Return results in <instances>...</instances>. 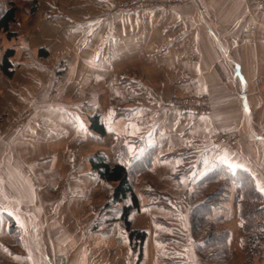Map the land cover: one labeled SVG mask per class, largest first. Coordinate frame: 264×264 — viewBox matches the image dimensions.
Returning <instances> with one entry per match:
<instances>
[{
	"label": "crops",
	"instance_id": "1",
	"mask_svg": "<svg viewBox=\"0 0 264 264\" xmlns=\"http://www.w3.org/2000/svg\"><path fill=\"white\" fill-rule=\"evenodd\" d=\"M128 1L0 0V13L11 3L18 9L11 37L0 32V65L14 51L12 77L0 68V264H56L57 257L63 264H161L170 240L159 238L165 229L156 223L172 219L165 200L184 207L185 227L171 229L187 241L179 264L187 246L204 247L188 230L189 200L198 195L204 203L217 189L224 191L210 218L225 220L218 232L229 234L226 264H247L238 195L250 181L264 207V12L256 14L252 42L243 38V0L114 10ZM200 96L212 104L210 115L171 107ZM92 116L105 135L90 129ZM219 131L237 134L239 145L218 143ZM98 153L134 173L138 208L130 222L145 234L141 259L121 221L123 204L113 201L116 185L92 169ZM258 246L253 264H264V238ZM198 264L212 263L198 255Z\"/></svg>",
	"mask_w": 264,
	"mask_h": 264
},
{
	"label": "trees",
	"instance_id": "2",
	"mask_svg": "<svg viewBox=\"0 0 264 264\" xmlns=\"http://www.w3.org/2000/svg\"><path fill=\"white\" fill-rule=\"evenodd\" d=\"M35 9L36 5L33 10ZM17 11V7L11 4L0 13V32L6 34L8 38L11 37L9 25L17 21ZM13 57L14 51H7L0 65L2 72L9 78L13 75ZM90 129L102 136L106 133L104 126L100 124L98 116L91 117ZM120 144L116 146V152H118ZM120 149L124 150V148ZM90 163L100 180L116 185L113 190V201L115 204H123L121 221L125 230L130 233L129 239L131 246L133 240H136L140 253L139 259H141V248L145 240V234L133 231L130 222L131 213L135 208H138L137 197L135 196L132 182L134 173L128 171L124 164L115 163L111 165L101 154L92 156ZM225 175L234 178V176L227 174V172H225ZM235 177L241 180V182L243 181V177H239L238 175H235ZM209 179H211V174L208 177ZM238 179L235 180L238 181ZM245 184L247 186L243 185L238 195L241 201L239 211L244 223V249L247 254V264H253V261L260 255L258 245L260 240L264 238L261 235L264 227V207L260 204L262 197L256 188L251 186L250 181H247ZM223 191L222 189H217L214 191V194H208L204 203H198V195L193 196L189 200V206L191 207L189 219L191 238L194 242H204V247H200L198 252L203 259L212 264H226L228 259L227 241L229 234L225 231L218 232V226H222L225 220H223V217L217 218L216 220H211L210 218L214 214V210L219 208L218 197ZM128 200H132V204H127L126 202ZM164 207L167 208L166 205Z\"/></svg>",
	"mask_w": 264,
	"mask_h": 264
},
{
	"label": "built area",
	"instance_id": "3",
	"mask_svg": "<svg viewBox=\"0 0 264 264\" xmlns=\"http://www.w3.org/2000/svg\"><path fill=\"white\" fill-rule=\"evenodd\" d=\"M190 0H130L123 3H115L114 10L130 13L140 10H157L162 12L174 11L188 3ZM247 11L249 23L245 28L243 38L248 41L256 42L258 40L257 24L255 22L256 14L264 12V0H243ZM264 99V93L260 92ZM172 109L180 114L191 115H210L212 113V104L207 96L177 98L171 102ZM30 116L28 113L24 117L17 120L14 127H19L25 119ZM214 140L228 148L234 149L239 145L238 135L226 131H219L214 136ZM56 264H63L62 258L57 260Z\"/></svg>",
	"mask_w": 264,
	"mask_h": 264
},
{
	"label": "rangeland",
	"instance_id": "4",
	"mask_svg": "<svg viewBox=\"0 0 264 264\" xmlns=\"http://www.w3.org/2000/svg\"><path fill=\"white\" fill-rule=\"evenodd\" d=\"M11 4H13V3H11ZM29 114L31 116L32 115V112H29ZM194 116H198V115H194ZM26 120L27 119H25V122H26ZM15 123L11 126L12 130H15V131L16 130H20L21 127L24 125V124H21L20 125L21 127L20 126L19 127H14ZM100 141H103V140H100ZM93 142L94 141L92 140L91 143H93ZM99 144H102V142H99ZM98 154H100V153H98ZM156 182L158 184V178H156ZM148 191H149V194L148 195L154 194V195H157L158 197L159 196H163V195L164 196H167L166 194H162V192H159L157 190L148 189ZM178 195L181 196L182 195V192H179L178 191ZM164 202H165V205L167 206V210L170 211V215H171L172 219L169 220V221H162L164 224L161 221L160 222L159 221L158 222L156 221L157 223L155 222L156 223V226H158V227H160L162 229L163 228L165 229V232H164L165 236L163 237V236L160 235L159 238H161L162 240H166L168 238L170 240L169 249L167 248L166 255L164 254V256H161L160 262H161V264H178V262L176 260L177 259L176 256L178 255V251L179 252H184L183 248L186 247L185 244L187 243V241L185 243L184 236H182L183 234H181V238H179L178 236H173L171 234V231H172L171 229H177L179 227L182 229V228L185 227V224L186 223L183 224V220H182V216H181L182 215V212L184 211L183 210L184 207H182L183 204H180L181 206H179L178 205L179 203H177V202H171L169 200L168 201L165 200ZM169 202H171V203H169ZM190 210H191V207H190ZM168 223H170V224H168ZM234 224H235V222H233L232 227L234 226ZM186 228H187V225H186ZM189 229H190V225L188 223V230ZM167 230H169L170 233H168ZM261 240H263V239H261ZM178 243L181 245V248L180 249L177 247ZM186 254H187V257H185V260H182L181 259V262L179 264H183V263L184 264H198V255L201 257L200 253H198V245H195L191 249H190L189 246H187ZM59 258H61V257H57L56 260H58Z\"/></svg>",
	"mask_w": 264,
	"mask_h": 264
}]
</instances>
